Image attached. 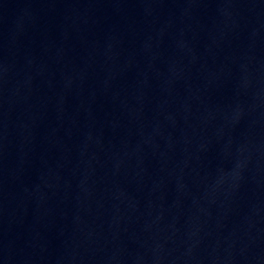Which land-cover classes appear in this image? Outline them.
Instances as JSON below:
<instances>
[{
	"label": "water",
	"instance_id": "95a60500",
	"mask_svg": "<svg viewBox=\"0 0 264 264\" xmlns=\"http://www.w3.org/2000/svg\"><path fill=\"white\" fill-rule=\"evenodd\" d=\"M0 264H264V0H0Z\"/></svg>",
	"mask_w": 264,
	"mask_h": 264
}]
</instances>
